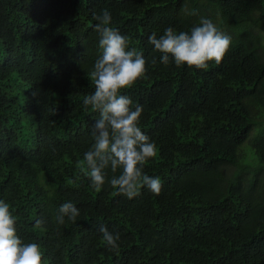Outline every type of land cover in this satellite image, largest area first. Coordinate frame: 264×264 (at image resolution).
<instances>
[{
	"label": "trees",
	"instance_id": "16d2710c",
	"mask_svg": "<svg viewBox=\"0 0 264 264\" xmlns=\"http://www.w3.org/2000/svg\"><path fill=\"white\" fill-rule=\"evenodd\" d=\"M103 9L149 61L121 94L143 107L138 126L156 145L143 169L158 195L118 194L108 181L120 169H105L99 190L88 176L99 112L83 99ZM201 18L232 38L223 60L161 63L149 36ZM0 200L42 264H264V0H0ZM66 202L80 214L60 225ZM101 226L120 235L117 249Z\"/></svg>",
	"mask_w": 264,
	"mask_h": 264
},
{
	"label": "clouds",
	"instance_id": "9594fccd",
	"mask_svg": "<svg viewBox=\"0 0 264 264\" xmlns=\"http://www.w3.org/2000/svg\"><path fill=\"white\" fill-rule=\"evenodd\" d=\"M97 21L95 31L99 35V48L102 54L96 60L88 77L95 90L83 99V109L99 112V117L90 127L94 141L84 153V161L90 170L88 176L92 187L99 190L106 182L105 169L113 173L110 185L118 189V194L133 199L140 189L159 194L162 188L159 177L149 176L143 165L156 155V145L141 131L139 120L143 107L132 109L133 101L122 90L133 86L146 73V61L142 53L134 48L129 50L128 37L111 27L112 16L108 9L100 14L93 13ZM155 51L161 53L160 62L167 66L170 58L177 67L206 69L210 61L220 63L231 46L232 38L218 30L208 18H201L199 24L188 32L177 33L171 26L163 35L153 33L148 38ZM155 64V59L150 61ZM78 208L72 202L63 203L55 221L63 225L65 217L75 223L79 216ZM44 221H38L39 227ZM99 231L110 249L119 247L120 235L113 234L106 226ZM42 253L37 243H24L17 235L16 219L10 206L0 200V264H42Z\"/></svg>",
	"mask_w": 264,
	"mask_h": 264
}]
</instances>
